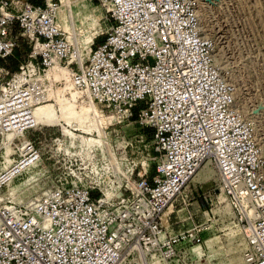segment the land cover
I'll return each instance as SVG.
<instances>
[{"label":"built area","instance_id":"2783aa9c","mask_svg":"<svg viewBox=\"0 0 264 264\" xmlns=\"http://www.w3.org/2000/svg\"><path fill=\"white\" fill-rule=\"evenodd\" d=\"M87 1L104 6L112 24L83 65L59 22L61 0H0V264H119L133 253L170 264L180 243L200 244L208 229L163 235L165 210L206 162L238 218L244 264H264V154L214 42L201 34L198 0ZM14 27L27 51L3 77ZM62 70L78 98L103 105L114 123L152 128L154 174L118 162L99 122L98 149L83 135L67 144L71 131L53 139L64 164L57 183L22 203L1 197L42 161L28 132L49 101L41 77Z\"/></svg>","mask_w":264,"mask_h":264},{"label":"rangeland","instance_id":"374dc122","mask_svg":"<svg viewBox=\"0 0 264 264\" xmlns=\"http://www.w3.org/2000/svg\"><path fill=\"white\" fill-rule=\"evenodd\" d=\"M61 2L59 22L70 33L75 48L82 52L84 65L89 50L101 43L112 21L106 8L98 2ZM63 15L69 25L61 20ZM198 19L201 34L214 42L215 58L226 80L235 87L236 107L254 123L258 145L264 154V0H198ZM18 32L14 27L12 34L17 44L13 54L1 62L3 77L6 72L15 71L26 55L27 47ZM89 37L92 40L89 41ZM49 80L51 93L46 103L53 104L57 119L50 124H39L28 132L29 139L42 153V161L37 167L19 174L4 188L1 197L22 203L40 196L57 183V174L64 164L59 160L53 139L62 132L71 131L70 137L65 135L67 144H71L72 139L78 144L77 139L83 135L92 138L98 149L99 131L95 127L98 122L103 129L107 126L104 133L118 162L145 172L144 176L148 178L154 174L158 154L152 147V128L140 125L135 118L114 123L103 105L93 104L94 111L84 115L89 117L84 122L86 129L72 131L70 129L76 122L71 125L61 118L60 102L72 103L75 110L90 106V103L78 98L66 72L55 71ZM95 116L100 119L97 123ZM163 218V235H173L194 225L208 226L202 234V243H180L176 256L167 260L170 264H244L246 242L243 232L221 192L218 174L210 162L207 168L200 167L182 195L165 210ZM161 258L133 253L119 264H151L154 261L163 264Z\"/></svg>","mask_w":264,"mask_h":264},{"label":"bare ground","instance_id":"6f19581e","mask_svg":"<svg viewBox=\"0 0 264 264\" xmlns=\"http://www.w3.org/2000/svg\"><path fill=\"white\" fill-rule=\"evenodd\" d=\"M61 20L64 22V24L69 25V21L65 15H63L61 17ZM203 37H205V36H203ZM90 40H92V37H89V41ZM77 50H78V48H77ZM78 54L80 57H82V52H80L79 50H78ZM61 72L65 73L64 71H61ZM46 81H47V84H46ZM41 83L44 87V90L50 96L51 91L48 89L51 87L50 86L51 82H50L48 76L41 77ZM74 94H75V92L72 93V96H74ZM94 108H95L94 105L90 104V106H81V108L79 110H75L74 105L70 102L65 101V102H60V104H59V112H60L61 118L64 119L67 123H69L71 125L75 121L76 125H74L72 127L76 128V130L80 129V128L86 129L84 126V122L86 120H88L89 117L84 116V115L91 114L94 111ZM35 116H36V119H37L39 124H50L51 122H53L57 119L56 115H55L54 106L52 103H43L40 106H38L35 109ZM95 119H96V123H97V121H100V119L97 116H95ZM99 133L102 134V130H99ZM207 163L208 162L204 163L201 166V168L204 165H207ZM155 262L156 261L152 262L151 264H158V262H156V263Z\"/></svg>","mask_w":264,"mask_h":264},{"label":"trees","instance_id":"16d2710c","mask_svg":"<svg viewBox=\"0 0 264 264\" xmlns=\"http://www.w3.org/2000/svg\"><path fill=\"white\" fill-rule=\"evenodd\" d=\"M30 1L33 2V3H35V4H43L42 2H43L44 0H43V1H42V0H30ZM104 38H105V37H104ZM103 40H104V39H103ZM103 40H102V41H103ZM102 41H101V42H102ZM99 44H100V43H99ZM17 69H18V67H17ZM17 69H16V70H17ZM16 70H15V71H16ZM12 72H14V71H12ZM149 135H150V134H149Z\"/></svg>","mask_w":264,"mask_h":264},{"label":"crops","instance_id":"0c3cea01","mask_svg":"<svg viewBox=\"0 0 264 264\" xmlns=\"http://www.w3.org/2000/svg\"><path fill=\"white\" fill-rule=\"evenodd\" d=\"M44 2V1H43ZM42 2V3H43ZM10 73H12V72H6V76L5 77H7ZM2 75V74H1ZM203 167H205V168H207V165H204ZM163 220H164V218H163ZM165 225V224H164Z\"/></svg>","mask_w":264,"mask_h":264}]
</instances>
